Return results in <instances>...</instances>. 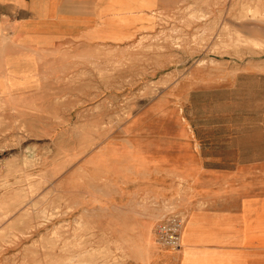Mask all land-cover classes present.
Here are the masks:
<instances>
[{
  "label": "rangeland",
  "instance_id": "374dc122",
  "mask_svg": "<svg viewBox=\"0 0 264 264\" xmlns=\"http://www.w3.org/2000/svg\"><path fill=\"white\" fill-rule=\"evenodd\" d=\"M258 1L0 6V264L202 263L157 238L190 186L167 170L264 191Z\"/></svg>",
  "mask_w": 264,
  "mask_h": 264
},
{
  "label": "crops",
  "instance_id": "0c3cea01",
  "mask_svg": "<svg viewBox=\"0 0 264 264\" xmlns=\"http://www.w3.org/2000/svg\"><path fill=\"white\" fill-rule=\"evenodd\" d=\"M60 2L0 0V6L7 8L8 14H13L24 3L23 11L30 15L25 20L34 28L37 22L47 21L50 15L58 13L54 6H59ZM61 20L68 22L69 19ZM204 170V166L191 170L185 166L167 170L172 180L180 178L190 185L175 199L181 215H185L186 226L191 220L194 224L188 229L189 239L184 241L195 242L183 246L178 260L181 262L185 251L189 250L187 246L194 256L199 257L201 264H264V191L240 187L238 175L222 181L225 187L233 181L234 188L221 189L222 185L218 184L213 189H203L199 182L204 177ZM192 226H195L193 231Z\"/></svg>",
  "mask_w": 264,
  "mask_h": 264
},
{
  "label": "built area",
  "instance_id": "2783aa9c",
  "mask_svg": "<svg viewBox=\"0 0 264 264\" xmlns=\"http://www.w3.org/2000/svg\"><path fill=\"white\" fill-rule=\"evenodd\" d=\"M185 220L179 215H170L157 225L156 235L160 243L169 249L181 246V233Z\"/></svg>",
  "mask_w": 264,
  "mask_h": 264
},
{
  "label": "bare ground",
  "instance_id": "6f19581e",
  "mask_svg": "<svg viewBox=\"0 0 264 264\" xmlns=\"http://www.w3.org/2000/svg\"><path fill=\"white\" fill-rule=\"evenodd\" d=\"M257 2H259V1L257 0ZM259 3H260V2H259ZM247 4H248V3H247ZM247 4H245V5H247ZM245 5H244V6H245ZM249 5H250V3H249ZM249 5H248V6H249ZM244 6H243V8H244ZM257 6H258V5H257ZM257 6H256V7H257ZM254 7H255V6H254ZM243 10H244V9H243ZM246 10H247V9H245V11H246ZM241 11H242V10H241ZM253 11H254V8H253ZM260 11H261V10H260ZM255 12H256V11H255ZM255 15H256V14H255ZM175 26H176V25H175ZM183 35H186V34H183ZM179 36H180V35H179ZM240 36H241V35H240ZM176 37H177V36H176ZM238 37H239V34H238ZM244 37H245V36H244ZM244 37L242 36V38H244ZM240 38H241V37H240ZM250 38H251V37H250ZM237 40H238V38H237ZM237 40H236V41H237ZM242 40H243V39H242ZM244 41H245V39H244ZM255 41H256V39H255ZM242 42H243V41H242ZM257 42H258V41H257ZM259 43H260V42H259ZM254 45H255V43H254ZM259 45H260V44H259ZM200 62H201V61H200ZM2 205H3V204H2ZM0 206H1V205H0ZM2 210H3V208H2ZM5 210H6V209H5ZM3 211H4V210H3ZM6 211H7V210H6ZM6 211H5V212H6ZM23 213H24V212H23ZM23 213H22V214H23ZM25 213H26V212H25ZM25 213H24V214H25ZM6 214H8V213L6 212ZM19 215H20V214H19ZM25 215H27V213H26ZM6 216H7V215H6ZM23 216H24V215H22V217H23ZM184 216H185V215H184ZM19 218H20V217H18L17 219H19ZM8 219H9V218H8ZM21 219H23V218H21ZM21 219H20V220H21ZM186 219H187V217H186ZM0 220H1V219H0ZM2 220H3V219H2ZM24 220H25V219H24ZM189 220H190V219H189ZM22 221H23V220H22ZM193 221H194V220H193ZM202 221H203V220H202ZM214 221H215V220H214ZM2 222H4V220H3ZM2 222H1V223H2ZM17 222H18V221H17ZM187 222H188V220H187ZM191 222H192V220H191V221L187 224V226H186V220H185V225H184V227H183V229H182V233H181V241L183 242V244H182L183 246H185L187 243H192V242H193V241H184V240L189 239V237H190V235H191V234H190L189 236H187L188 233H189V232H188V229H189V227L193 224V223H191ZM4 223H5V222H4ZM12 223H13V222H12ZM20 223H21V221H20ZM199 223H200V222H199ZM138 224H139V223H138ZM200 224H201V223H200ZM193 225H194V224H193ZM198 225H199V224H198ZM199 226H200V225H199ZM11 227H12V226H11ZM194 227H195V226H192V231L194 230ZM202 227H203V226H202ZM202 227H201V228H202ZM0 228H1V227H0ZM6 228H7V232H8V231H9V230H8V227H6ZM197 228H198V226H196V229H197ZM1 229H2V228H1ZM9 229H10V228H9ZM4 230H5V229H4ZM12 230H13V229H12ZM1 231H2V230H1ZM151 231H152V229H151ZM3 232H4V231H3ZM211 232H212V231H211ZM5 236H8V235H5ZM3 237H4V236H3ZM0 238H2V236H0ZM196 239H197V238H196ZM199 240H203V239H199ZM78 243H79V242H78ZM68 244H69V243H68ZM70 244H71V243H70ZM80 244L82 245V243H80ZM80 244H78V246H80ZM75 245H76V244H75ZM151 246H153V247L155 246V242H154V241L152 242V245H151ZM66 248H68V247H66ZM66 248H63V249H65V251H66ZM69 248H70V245H69ZM186 248L189 249V252H190V247H187V246H186ZM152 249H153V248H152ZM185 250H186V249H185ZM87 251H88V250H87ZM181 251H182V249L180 250V253H181ZM83 252H84V251H83ZM86 253H87V252H86ZM186 253H187V250L185 251V254H186ZM81 254H84V253H81ZM81 254H80V255H81ZM77 255H79V254H77ZM90 255H91V254H90ZM90 255H89V257H90ZM70 257H71V256H70ZM83 257H85V256H83ZM89 257H85V258H89ZM74 258L76 259V257H74ZM78 258H79V257H78ZM91 258H92V257H91ZM69 259H70V258H69ZM80 259H82V257H81ZM80 259H79V260H80ZM89 259H90V258H89ZM76 260H78V259H76ZM87 260H88V259H86V261H87ZM74 261H75V260H74ZM90 261H91V259H90L89 261H87V264H88ZM72 262H73V261H72ZM72 262H71V263H72ZM77 262H79V261H77ZM77 262H76V264H78ZM73 263H74V262H73ZM73 263H72V264H73ZM80 263H81V262H80ZM90 263H91V262H90ZM69 264H70V263H69Z\"/></svg>",
  "mask_w": 264,
  "mask_h": 264
}]
</instances>
